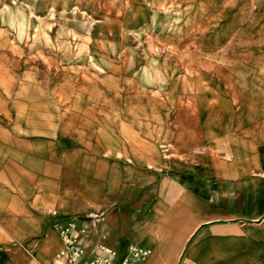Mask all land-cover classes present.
Listing matches in <instances>:
<instances>
[{
	"label": "crops",
	"instance_id": "0c3cea01",
	"mask_svg": "<svg viewBox=\"0 0 264 264\" xmlns=\"http://www.w3.org/2000/svg\"><path fill=\"white\" fill-rule=\"evenodd\" d=\"M242 69L256 81L234 84L236 105L257 95L225 129L214 111L197 114L168 142L178 158L145 163L122 161L107 137L102 152L120 160L88 157L75 170L73 145L43 130L40 104L0 98V264H63L58 228L69 224L89 257L136 244L150 251L139 264H264V53ZM165 89L172 107L173 83ZM163 134L149 139L165 146Z\"/></svg>",
	"mask_w": 264,
	"mask_h": 264
},
{
	"label": "rangeland",
	"instance_id": "374dc122",
	"mask_svg": "<svg viewBox=\"0 0 264 264\" xmlns=\"http://www.w3.org/2000/svg\"><path fill=\"white\" fill-rule=\"evenodd\" d=\"M261 53L264 0H0V98L40 104L43 130L73 145L75 170L120 160L102 152L107 137L122 161L145 163L178 158L168 142L197 114L214 111L225 129L257 95L237 106L231 88L256 81L242 67Z\"/></svg>",
	"mask_w": 264,
	"mask_h": 264
},
{
	"label": "built area",
	"instance_id": "2783aa9c",
	"mask_svg": "<svg viewBox=\"0 0 264 264\" xmlns=\"http://www.w3.org/2000/svg\"><path fill=\"white\" fill-rule=\"evenodd\" d=\"M56 214V211H51ZM63 247L57 253V257L63 258V264H139L146 259L150 251L136 244L129 245L127 254L118 257L114 249L102 246V252L93 256H87L85 249L78 242L76 233L71 224L64 228H58ZM35 264H49L48 262H36Z\"/></svg>",
	"mask_w": 264,
	"mask_h": 264
}]
</instances>
